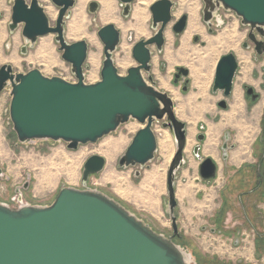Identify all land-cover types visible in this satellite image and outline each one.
Listing matches in <instances>:
<instances>
[{"label":"rangeland","instance_id":"374dc122","mask_svg":"<svg viewBox=\"0 0 264 264\" xmlns=\"http://www.w3.org/2000/svg\"><path fill=\"white\" fill-rule=\"evenodd\" d=\"M92 1L99 2V0H85L83 19L87 26L96 33L97 44L86 40V38H74L67 34L68 24L76 13L79 0H76L74 6L70 8L64 24L65 38L69 43L79 40L88 42L84 73L85 81L89 83L101 79L105 56L104 44L98 36V30L108 23H113L100 18V2V8L96 13L89 11V3ZM136 1L132 2V8ZM155 1L152 0L147 7L146 23L149 34L136 35L134 30H124L113 23L121 31V41L113 55L114 63L119 73L123 75L127 74L130 67L137 65L133 57L135 43L153 36L156 32V29L152 27L150 10V6ZM173 1L176 3L172 9L173 19L165 29L163 50L160 52L156 45L151 46L152 69L150 72H143L149 83L152 79L157 88L169 93L174 101L177 117L187 126L185 162L176 171L175 176L178 201L175 216L179 234L173 238V241L191 253L193 258L191 264H264V55L258 56V59L255 60L251 55L252 49L242 47L244 41H249V28L243 25L240 17L232 11L221 9L215 12L212 20L214 32L210 33L203 20L204 0H197L199 30L190 35L187 34L189 24L187 23L186 29L182 33L176 34L173 30L174 24L182 15H188V12L183 10L175 16L176 10L182 3L181 0ZM39 2L51 25L54 26L58 17V7L52 0H39ZM12 7L13 0H0V55L3 56L0 67L3 64L12 65V62L4 58L15 53L22 59L20 65H12L18 72H27L37 68L46 76H60L74 81L75 76L71 70V63L63 59L55 34L45 35L49 37L53 45L54 61L57 59L55 63H52V58H42L45 54L37 51L44 36L40 37L31 47L22 34V25L13 33L10 32ZM116 9L117 16L121 20L130 19L133 9L129 16H123V7L119 0H116ZM49 10L56 12L55 17L50 15ZM235 26L236 32H233ZM166 32H169L171 39L166 36ZM195 37H198L199 40L195 41ZM14 38L17 39L16 43ZM23 46H26V52H22ZM233 48H238L239 51H242L241 56L246 54L248 59L244 63L238 56L240 67L233 95L228 99L230 107L224 110L217 105V101L223 98V95L222 93L214 94L212 85L217 61L222 55L233 52ZM93 54L97 55L96 64L92 62ZM120 57H126L128 64L119 65L118 58ZM178 67L187 68L189 74L181 82L175 83L174 73ZM198 70H202L201 73L205 76L199 80L196 79V73L201 75ZM207 70L209 71L207 72ZM164 79L165 84L163 83ZM185 79L188 80L186 91L183 90ZM244 83L251 84L261 93L257 102H251L246 98L243 90ZM236 89L240 91L243 101L240 108L233 106ZM10 99L9 88L0 93V147L2 146L0 148V167L4 171V176L0 179L1 202L8 203L14 208L20 204L18 198L28 204H51L61 188L66 186L82 187L81 178L85 161L91 155L99 154L106 159V165L103 171L89 177L87 188H97L116 199L158 233L166 237L173 235L169 213L167 174L176 152V142L170 130L163 126L164 120H156L153 129L157 140L162 133H168L171 152L167 163L161 166L164 157L160 151H157L154 160L144 167L122 168L118 166L120 157L131 144L136 132L143 127L136 119H130L96 143L80 144L76 150L69 149L65 141L36 139L21 143L17 139L10 120ZM233 116L234 118H232ZM226 130L232 138L230 143L235 146L233 151L243 152L249 159L241 162L240 165L227 163L225 165L223 159L219 157L220 164L216 178L205 180L200 175V163L209 156L210 149H213L210 148L211 144H216L215 147L221 150L224 140L223 132ZM199 134L205 135L203 141L198 140ZM116 140L120 142L119 147L110 146L111 141ZM196 145L201 146L200 157L194 154ZM106 152L115 154L113 160H109ZM153 166L164 167V171L159 170L161 172L155 179L153 178L152 183H148L145 178ZM136 170L141 171L140 176L135 175ZM246 178L252 181L247 186L244 183ZM159 180L161 184L158 183L161 186L156 183ZM41 188L43 189L41 190ZM142 192L149 194L144 193V195ZM152 199L156 204L155 209L151 205ZM255 201L256 203H254ZM248 205L259 211L260 218H262L260 222L253 220L255 216L251 215V209L246 208ZM245 209L249 212L246 218L251 216L252 223L251 220L243 221Z\"/></svg>","mask_w":264,"mask_h":264},{"label":"water","instance_id":"95a60500","mask_svg":"<svg viewBox=\"0 0 264 264\" xmlns=\"http://www.w3.org/2000/svg\"><path fill=\"white\" fill-rule=\"evenodd\" d=\"M123 16H129L134 0H119ZM58 7V17L53 26L39 0H13L9 30L13 33L22 27V34L31 47L48 34H55L64 60L71 63L75 76L69 81L60 76H46L35 68L27 72L14 70L11 64L0 67V93L10 90L9 114L21 143L46 139L65 141L69 149L80 144L96 143L116 131L130 119H136L143 127L133 137L131 144L118 161L119 167L146 166L154 160L158 151L157 135L153 129L156 120L172 133L176 152L167 174L169 213L173 235L166 237L151 228L144 220L130 212L119 201L97 188H87L92 174L104 170L106 159L99 154L87 158L83 165L82 187L61 188L55 200L48 205L24 203L12 207L0 201V264H191L192 256L173 241L179 234L175 209L178 205L175 189L176 171L184 164L187 141L186 123L175 112L174 101L168 92L160 90L143 72L152 69L151 46L162 52L165 29L172 21L173 0H156L150 6L153 36L141 39L133 46L137 65L127 74L119 73L114 63V52L121 41V31L113 23L98 30L104 44V60L101 79L86 82L84 64L88 55V42L69 43L65 38V17L76 0H52ZM203 20L210 26L215 12L220 9L234 12L241 23L264 36V0H204ZM100 3H89V11L96 13ZM188 15H182L174 24L176 34L187 26ZM249 37L258 46L264 45L255 34ZM195 41L198 37L194 38ZM26 52V46L22 47ZM264 49L259 50L262 54ZM175 83L189 70L178 67ZM238 70V60L233 52L223 55L217 62L213 92L223 91L229 97ZM188 80L183 90H187ZM247 93L253 87L245 86ZM227 109L226 100L218 103ZM205 139L204 134L198 140ZM227 150L228 132L225 133ZM200 145L194 154L200 157ZM224 152L223 158H226ZM217 163L205 157L200 163V175L205 180L216 178ZM4 171L0 167V179Z\"/></svg>","mask_w":264,"mask_h":264},{"label":"bare ground","instance_id":"6f19581e","mask_svg":"<svg viewBox=\"0 0 264 264\" xmlns=\"http://www.w3.org/2000/svg\"><path fill=\"white\" fill-rule=\"evenodd\" d=\"M152 0H137L135 2V5L134 7L132 8V14H131V17L129 20L125 21V20H121V18H119L117 16V9H116V0H99V2L101 3V10H100V18L103 20V21H107V22H113L115 23L117 26H119L120 28L126 30V29H131V30H134L136 35H147L149 34L148 33V30H147V7L148 5L150 4ZM181 6L176 10V16L179 15L183 10H186L188 12V19H189V24H188V29H187V34H192L196 31L199 30V23H198V2L197 0H181ZM78 7L76 8V13L75 15L73 16V18L70 20L69 24H68V36H71V37H82V38H86V40L88 39L90 42H93L95 44H97L98 40H97V36H96V33L94 31H92L88 26L87 24L84 22V17H83V12H84V7H85V0H79L78 2ZM49 13L52 17H55L56 15V12L54 11H51L49 10ZM232 28V27H231ZM202 30V29H201ZM200 32V31H199ZM229 32V31H228ZM233 32H236V26L233 27ZM166 36H168V38L171 39V36L169 35V32H166ZM17 37V36H16ZM187 37V36H186ZM233 39V38H232ZM16 38H14V42L16 43ZM41 44L39 46V49H37V51L39 50L38 53H42L44 57H47V58H52V63H55V57L53 56L54 53H53V45L49 39V37H46L44 36L43 39L41 40ZM207 41V40H206ZM236 45V44H235ZM235 47V46H234ZM237 57L239 56L243 61L244 63L246 62V59L247 58V55H242L241 56V52L242 51H239L238 48H233ZM211 53V52H210ZM234 53V52H233ZM234 53V54H235ZM1 54V53H0ZM3 55V54H2ZM41 55V54H40ZM39 55V57L41 58V56ZM1 56L0 55V61H1ZM5 57V56H4ZM38 57V56H37ZM4 59L12 62L14 65L18 66L22 63V59L17 56L15 53H11L9 56L5 57ZM239 59V58H238ZM3 60V58H2ZM49 60V59H48ZM97 55L96 54H93L92 55V62L94 64H96L97 62ZM242 61V62H243ZM49 62V61H48ZM201 62V61H200ZM118 63L119 65L121 66H125L128 64V61L126 60V57H120L118 58ZM12 64V65H13ZM202 64V63H201ZM200 64V65H201ZM207 65V64H206ZM205 66V65H204ZM198 67V66H197ZM206 67V66H205ZM200 68V67H199ZM251 68V67H250ZM200 71V73L202 72V70H198ZM209 70H207L208 72ZM203 74L201 73L198 74L196 73V79L199 80V79H202L203 78ZM205 77V76H204ZM204 80V79H203ZM163 83L165 84V79L163 80ZM204 83V82H203ZM206 83V82H205ZM201 85V84H200ZM234 105L233 106H236L238 108L241 107V103L243 102L242 101V97H241V94H240V91L236 89V91L234 92ZM232 106V108H233ZM242 110V109H241ZM234 118V116L232 117ZM223 125V124H222ZM220 125V126H222ZM214 128V127H213ZM216 128V127H215ZM219 128V127H218ZM244 129V128H243ZM242 130V129H241ZM243 132V130H242ZM250 132V131H249ZM245 134V133H244ZM251 134V133H250ZM244 137V136H243ZM168 133L167 132H164L161 134V136L158 138V151H160V154L164 157V161L162 162L161 166H164L168 159H170V152H171V149H170V142L168 141ZM211 138V137H210ZM208 143V142H207ZM104 145V144H103ZM120 145V142H118L117 140L116 141H111L110 143V146L112 147H119ZM108 146V145H107ZM209 146V145H207ZM2 147V146H1ZM0 147V148H1ZM211 147V146H210ZM110 148V147H109ZM108 148V149H109ZM113 149V148H112ZM208 149V148H206ZM109 151V150H108ZM115 152V151H114ZM207 152V151H205ZM107 154V157L109 158V160H113L114 158V155L113 153H108L106 152ZM210 153V152H209ZM157 167V166H153V168L151 170H149V172L147 173V177L145 179H147L146 182L148 183H152V180L153 178L155 179V177L159 174V170H163L164 171V167ZM49 169V168H48ZM110 171V170H109ZM164 173V172H163ZM47 174V172H46ZM146 174V173H145ZM45 175V174H44ZM47 176V175H46ZM54 176V175H53ZM162 176V175H161ZM55 177V176H54ZM110 177V176H109ZM117 177V176H116ZM164 177V176H163ZM44 178V177H43ZM53 178V177H52ZM120 178V177H119ZM158 178V177H157ZM156 178V180H157ZM122 179V178H121ZM42 180V179H40ZM47 180V179H46ZM53 180V179H52ZM154 180V181H156ZM163 180V179H162ZM117 181V180H116ZM153 181V182H154ZM42 182V181H40ZM161 182L160 180L157 181L156 183L158 185H160L159 183ZM43 183V182H42ZM41 183V184H42ZM119 183V182H118ZM117 184V183H116ZM44 185V184H43ZM87 185H88V182H87ZM120 185V184H119ZM145 185V184H144ZM156 185V184H155ZM81 186H82V183H81ZM161 186V185H160ZM158 186V187H160ZM193 186V185H192ZM41 187H44V186H41ZM154 187V185H153ZM40 188V187H39ZM145 189V187H143ZM189 188V187H188ZM43 188H41L42 190ZM131 189V188H130ZM157 189V188H155ZM190 189V188H189ZM123 190V189H122ZM143 190V189H142ZM141 190V191H142ZM140 191V192H141ZM149 191V190H148ZM150 192V191H149ZM156 192V191H155ZM143 193V192H142ZM145 193V192H144ZM143 193V194H144ZM157 193V192H156ZM155 193V194H156ZM122 194V193H121ZM145 194H149V193H145ZM144 194V195H145ZM153 194H154V189H153ZM149 196V195H148ZM151 196V194H150ZM147 198V196H144ZM150 198V197H149ZM157 198V197H155ZM153 198V199H155ZM145 199V198H144ZM143 199V200H144ZM153 199L151 201V203L153 202ZM142 200V199H141ZM148 200V199H147ZM150 201V200H148ZM145 202V201H144ZM157 202V201H156ZM145 204H147L145 202ZM150 204V203H149ZM152 205V208H156V204H154V202L151 204ZM158 205V204H157ZM148 208H149V205H147ZM160 207V205H159ZM151 208V209H152ZM148 210V209H147ZM160 210V209H159ZM150 211V210H149ZM157 211H158V207H157ZM152 213V212H151ZM156 213V212H155ZM154 213V214H155ZM160 214V213H159ZM158 214V215H159ZM157 215V214H156ZM191 254V253H190ZM193 260V258H192Z\"/></svg>","mask_w":264,"mask_h":264},{"label":"flooded vegetation","instance_id":"af4514ba","mask_svg":"<svg viewBox=\"0 0 264 264\" xmlns=\"http://www.w3.org/2000/svg\"><path fill=\"white\" fill-rule=\"evenodd\" d=\"M204 7H205V2H204ZM203 7V8H204ZM221 10V9H220ZM203 13V12H202ZM176 16V15H175ZM212 25H213V21H212ZM207 28H208V31H209V29H210V26H208L207 25ZM248 28H249V31H248V40L249 41H244L243 43H242V47L243 48H245V49H249V50H251L252 49V53H251V55H252V57L255 59V60H257L258 59V56H262V55H264V52L262 53V54H259L258 53V49L259 50H262V49H264V45H262V46H258L256 43H254L253 42V40L249 37V35L250 34H255V36H256V38L259 40V41H264V36H262L257 30H254L253 32H252V30H251V28L248 26ZM214 32V28L212 27V32H210V33H213ZM198 40H199V38H198ZM233 50V49H232ZM233 52L235 53V51L233 50ZM228 53H230V52H228ZM225 55V54H224ZM235 55H236V53H235ZM223 56V55H222ZM221 56V57H222ZM220 57V58H221ZM236 57H237V55H236ZM219 58V59H220ZM237 60H239L238 59V57H237ZM218 62V61H217ZM240 63H239V61H238V70H237V72H236V75H235V78H234V83H233V91H234V85H235V80H236V77H237V74H238V71H239V67H240V65H239ZM215 68H216V66H215ZM178 72V69H177V71L174 73V78H176V73ZM184 77H186V76H184V75H180L179 76V78H178V82H181L182 81V79L184 78ZM214 77H215V72H214ZM186 80V79H185ZM214 82V81H213ZM246 85H248V86H251V87H253V92H251L250 94H248L247 93V90H246V88H245V86ZM212 89H213V85H212ZM243 90H244V93H245V96H246V98L247 99H250V101L251 102H257L259 99H260V97H261V93L260 92H258V90L254 87V86H252L251 84H247V83H244L243 84ZM233 91H232V94L227 98V97H224V95H223V91H218V92H216V93H214L213 92V90H212V92L214 93V94H217V93H222V97L223 98H221L220 100H218L217 101V105H218V103L220 102V101H222V100H226V102H227V104H228V107H227V109L230 107V105H229V102H228V99L230 98V97H232V95H233ZM219 106V105H218ZM219 108H221L220 106H219ZM222 109V108H221ZM227 109H224V110H227ZM167 121V119H164V121H163V123L164 122H166ZM162 123V124H163ZM229 135V134H228ZM232 140V138L230 137V135H229V139H228V141H227V150H226V152L224 151V149H223V146H224V144H225V142H226V139H225V136H224V140H223V144L221 145V156H222V159H223V161L224 162H227L228 161V158H229V152L231 151V150H235V146L233 145V144H231L230 143V141ZM203 141V140H202ZM184 151H185V149H184ZM224 152L226 153V158H223V155H224ZM208 157H211L216 163H217V174H218V169H219V164H218V162L215 160V158L214 157H212V156H208ZM136 166H139V165H136ZM136 166H131V167H136ZM140 174H141V171H139V170H136V172H135V175L136 176H140ZM212 179H214V178H212ZM20 198H18V200H19Z\"/></svg>","mask_w":264,"mask_h":264},{"label":"crops","instance_id":"0c3cea01","mask_svg":"<svg viewBox=\"0 0 264 264\" xmlns=\"http://www.w3.org/2000/svg\"><path fill=\"white\" fill-rule=\"evenodd\" d=\"M222 127V126H221ZM224 130V129H223ZM226 132H228L227 130L226 131H224L223 132V138H224V136H225V133ZM216 144H211V147L213 148V149H210L211 151H210V153H209V156H212V157H214L215 158V160L218 162V158L220 157V158H222V156H221V151L220 150H218L216 147ZM210 147V148H211ZM249 158H248V156H246V154L245 153H243V152H240V151H233V150H231L230 152H229V158H228V161L227 162H225V165H227V164H234V165H240L241 164V162H245L246 160H248ZM224 163V162H223ZM227 163V164H226ZM218 164H220L219 162H218ZM241 173H243V172H241ZM244 183H245V186H247L248 184H251L252 183V181L249 179V178H246L245 179V181H244ZM254 203H256V201L254 202ZM245 204V203H244ZM247 209H251L252 210V213H251V215H254L255 216V218L253 219V220H255V221H261L262 220V218H260V215H259V211L256 209H253L251 206H247L246 207ZM246 210V209H245ZM260 212H261V210H260ZM243 213V212H242ZM244 220L243 221H245L246 222V220H251L250 222L252 223L253 222V220L252 219H250V217L248 216V219L246 218V215H248L249 214V212H248V210H246V212H244ZM262 217V216H261ZM254 221V222H255ZM229 226V228H230V225H228Z\"/></svg>","mask_w":264,"mask_h":264}]
</instances>
